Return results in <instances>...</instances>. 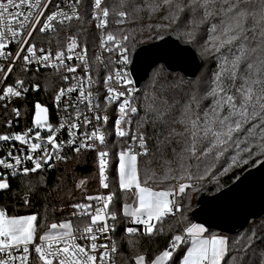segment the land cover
<instances>
[{"label": "snow or ice", "instance_id": "snow-or-ice-1", "mask_svg": "<svg viewBox=\"0 0 264 264\" xmlns=\"http://www.w3.org/2000/svg\"><path fill=\"white\" fill-rule=\"evenodd\" d=\"M103 0H94L93 19H99L98 28H106L107 17L110 12L107 7L101 8ZM122 10L116 15L119 19L117 24H124L130 14L139 15L147 10L149 14L162 13V18L168 21L167 25L157 26L172 27L180 31L181 35L187 38L188 43H197L205 35L207 39L202 46L201 54L212 55L219 61L217 71L212 80V88L206 95H201L202 81L195 79L189 81L186 87L178 84L161 83L158 91L153 93L152 103L146 105L145 116L139 121L141 127L151 123L154 129H159L158 136L160 150L163 151L176 137L187 136L186 146L179 156V169L168 167L161 177L155 172H146L141 177L138 169V156L147 155V137L144 133L131 134L122 125L130 124L132 115L138 113L139 109L133 103L134 93L137 91L134 73L127 67L133 63L129 49L124 41L129 39L128 35L121 37L108 33L101 38V48L105 51H112L113 48L119 52L120 58L117 63L121 64L120 70L115 71L104 78L107 95L105 103H118L119 118L115 120V130L118 137L132 135L133 141L139 142L142 152H134L130 146L123 150L118 156L119 188L126 195L131 194L134 198L133 204H125L123 214L131 217V222L143 225V234L151 236L157 231V226L164 219L175 212L180 211L176 206L177 195H183L186 190L192 188L193 182L205 179V174H210L214 163L219 161L230 150L231 163L223 169L227 173L233 167H239L241 163L247 164L243 153L248 157L253 155L254 150L264 155V0H118ZM52 0H0V59L10 60L5 71L0 67V73L6 79L12 72L15 62L23 59L25 65L33 63L41 67H51L59 70L66 68L67 72L76 73L80 64L84 66V80L81 77L73 76L75 83L67 89L61 88L55 95V101L59 106L62 97L70 93L79 92L72 104H65L64 111L69 107L76 109L75 120L70 122L68 117L54 128L48 122V108L40 103L35 104V115L32 121L33 127L23 133L12 135L0 134V141H17L26 146L21 149V154L14 155L11 151L7 153V159L0 158V167L10 170L11 176L18 174L28 175L35 173L44 165H47L53 157L66 159L59 155L63 146L73 145L75 139L57 142L59 129L67 128L69 136L75 137L76 131L81 126L78 122L83 115L79 106L87 102V109L93 112L99 104L93 103L92 92L87 88L93 84L91 76L88 75L87 47L81 49L80 53L75 50L79 47L76 37H69L67 53L57 51L53 57L51 51L45 52L43 48L37 49L36 45L29 44L41 17L45 15V9L49 7ZM81 0H73L68 4L70 12L64 11L57 5V11L51 12L44 19L39 32L55 31L53 22L63 24L65 21L80 19L77 6ZM27 9V15L19 11L22 7ZM101 16L103 19H101ZM22 17V18H21ZM27 30V35L24 30ZM159 39H164L159 36ZM18 43L19 48L13 56L5 49L10 43ZM112 47L109 48L108 45ZM22 56V53L25 52ZM42 53L37 55V52ZM80 61V64L68 67L66 60L73 59ZM98 61L101 58H96ZM27 71L28 69L25 68ZM63 79L68 81L69 77ZM125 88L118 91L109 86L110 82ZM24 81L17 80L15 85L7 86L0 95V100L9 97H21L28 89L23 87ZM39 85H33L35 91ZM181 88V99L169 102L168 94L175 89ZM125 97L123 100L120 98ZM211 97V104L204 106V101ZM196 106L203 113L193 111ZM179 109V118L173 114ZM18 117L20 112L13 109ZM97 121L103 119L108 121L107 115L101 117L95 115ZM9 125L11 121L8 122ZM83 124H91L88 116L83 115ZM183 126L184 131L179 132L172 125ZM47 130L48 135L42 137L41 131ZM167 132V135H165ZM37 141V142H34ZM43 141V142H40ZM84 143L74 150L79 152L82 148H94V144L87 141H99L103 144L105 136L100 127L95 128L91 134H85ZM206 143L204 148L198 145ZM47 145H50L49 148ZM26 153V154H25ZM214 154L212 165H206L205 160ZM99 171L101 187L108 188L106 183L105 170L108 164V152H99ZM195 160L192 165L189 161ZM30 161L32 167H24V162ZM167 163V162H166ZM204 166V173L199 174L201 166ZM51 166V165H49ZM195 167V172L191 169ZM177 171L179 175H177ZM167 180L176 181V185L157 190L155 185L164 183ZM187 181V182H181ZM83 184V181H81ZM78 187L80 185H77ZM178 186V190H177ZM11 190L10 182L0 173V192ZM114 193L107 196H89L88 201H97L96 205L75 204L73 216L81 218L90 217V223L82 230L74 227L73 222L63 221L59 224L52 223L49 230L39 236L40 243H36L37 215H8L5 208L0 207V264H29L30 245L35 246L42 264H115L114 254L117 246L111 244H98L101 236L110 239L106 234L116 231L115 225L109 221L116 220V213L110 212L109 208L114 200ZM29 201L25 199L27 205ZM126 233L133 235L138 229L128 227ZM206 228L197 223L184 227L183 234H174L168 243L167 248L156 255L150 264H224L228 255V241L225 237H205L203 234ZM90 241V244H80L79 240ZM186 247V251L183 249ZM99 252V256H97ZM264 257V252H262ZM135 264H147L145 255H138ZM242 264V262H241ZM264 264V258L261 260Z\"/></svg>", "mask_w": 264, "mask_h": 264}, {"label": "trees", "instance_id": "trees-1", "mask_svg": "<svg viewBox=\"0 0 264 264\" xmlns=\"http://www.w3.org/2000/svg\"><path fill=\"white\" fill-rule=\"evenodd\" d=\"M90 3L91 0H82L83 10L81 12L83 15L80 21L83 23L77 22L69 27H62L60 31L62 36L49 37L43 35L40 39L46 42L48 46H58L63 45L66 33L76 32L79 35V42L87 49L93 50L96 45V31L93 30L90 21ZM102 6L107 7L110 12L108 29L118 37L129 36L125 43L131 57L138 45L156 41L159 36H165L169 32H173L183 41H187V38L181 35L175 26L161 27L159 32L157 31V26L168 24V21L162 18V13L150 15L147 10H144L139 15L130 14L124 24H117L116 21L119 17L116 13L122 10L118 0H103ZM87 35L90 37L94 35V38H88ZM206 39L207 36L205 35L197 43H192L194 50L202 59L200 70L193 79L184 78L178 71H165L162 65L158 64L150 70L138 91L136 106L139 111L134 115L133 125L139 133L142 132L147 137L148 148L147 155L138 156V169L141 177L146 172H155L159 178L169 166L173 169H179V156L177 154L183 152L187 136L176 137L170 145L161 151L159 139H163V137L158 136L159 129H154L151 123L141 127L139 121L145 116V107L152 103L153 93L158 91L161 83L178 84L184 88L189 81L200 79L202 81L201 95H206L207 91L212 88L214 74L219 71V61L215 56L201 54ZM100 69L98 64V73ZM27 82L30 86L24 97L11 99L5 103V106H0L2 108L1 113H3V118H0V132H7L8 129L20 131L21 122L29 123L36 102L45 104L52 109V96L63 83L61 71L57 69L30 71ZM32 83L39 85V88L33 91ZM181 96V88H177L168 94L169 102H174L173 97H175L176 100L183 103ZM211 99L209 97L203 102L205 107L211 104ZM13 109L19 110L20 115L18 117L14 114ZM193 111L199 112L203 116V113L195 105ZM173 115L179 118V109ZM7 119L11 121L10 127L5 125ZM172 127H175L179 132L184 131L183 126L173 124ZM206 143H201L198 147L202 149ZM105 147L109 149L108 164L105 170L108 188L101 187L98 162L93 151L85 150L77 153L68 151L65 154V160L58 161L51 167L41 168L35 173H29L26 176L22 174L4 175L10 182L11 190L0 192V207L5 208L8 215H37V239L48 230L52 223L71 220L74 227L77 228L88 225L90 217L81 218L72 215L76 211L73 205L90 202L86 197L100 192L105 196L114 193V200L109 211L117 214V219L114 222L116 231L111 234L118 249L115 258L116 264H135L134 258L138 255H145L147 264H150L151 260L166 248L174 234H183L184 227L194 223L191 212L197 206L196 197L198 193L205 190L206 195L215 194L235 181L246 170L256 166L264 158V155L259 154L258 150H254L251 157L243 153L242 155L248 160V163H241L239 167H233L224 173L223 169L228 167V164L231 163L230 157L234 155V152L230 150L214 163L210 174L204 173V166L202 165L199 174H205V179L194 181V186L187 189L185 194L177 195L175 197L176 205L179 206L180 211L175 215L166 217L157 226V231L148 236L143 234L141 225L132 223L129 217L123 214V206L131 203L133 199L131 194L126 195L122 192L118 184L117 161L119 153L127 149V139L114 137L110 133ZM213 162L214 154L205 160L206 165H212ZM189 163L195 165L197 161L192 160ZM191 170L195 172V167ZM176 174L179 175V172L177 171ZM170 185H176V181L167 180L154 187L159 190ZM25 199L29 201L27 205ZM128 227H138L139 230L137 233L129 235L125 231ZM207 232L220 231L207 230ZM220 233L225 234L228 241V255L225 257L224 264H241V262L242 264H261V260L264 258L262 257V252H264V213L251 218L244 227L237 231ZM183 251H186V247Z\"/></svg>", "mask_w": 264, "mask_h": 264}, {"label": "built area", "instance_id": "built-area-1", "mask_svg": "<svg viewBox=\"0 0 264 264\" xmlns=\"http://www.w3.org/2000/svg\"><path fill=\"white\" fill-rule=\"evenodd\" d=\"M72 2H73V0H52V3L49 5V7L44 10L45 15H44V17H41V22L37 26V29L34 32L33 37L29 39V44L34 43L36 45L37 49L43 48L45 50V52L51 51V54L53 57L55 56V53L57 51H61V50L65 51V54L68 55L69 53H67V45L69 43V37H76L77 42L79 44V47L75 50V52L80 53L81 49H83L85 46H83L79 42V35L76 32L66 33L65 38L63 40V45H58V46H48L46 42H43L40 39V37H42L43 35H47L49 37H52V36L56 37V36H60V35L62 36V34H61L62 32H60L62 27H64V26L69 27L70 25H73L74 23L81 22L80 19H73L71 21H65L63 24H60V23H57L56 21H54L53 24H54L55 31L44 32V33L39 32V27H41L43 25V22H44V19L46 18V16L51 14V12H53V11H57V5H59L64 11L70 12V8L68 7V4H70ZM93 4H94V0H91L90 6H89V9L91 10L90 21H91V25L93 26V30L96 31L95 32L96 45L93 47V50H89V48L87 49V61H88V65H89L88 75L91 76V78L93 80V84L90 87H88L87 90L92 92L93 103L99 104V107L94 109L93 112H89L87 109V102H85L84 104H81L79 106V111L83 115L88 116V118L91 120V124L85 126L83 124V115H82L80 120L78 121L81 126L79 127V129L74 130V131H76L75 137L69 136L67 128L59 129V131L57 132V142L58 143L60 141L66 142L69 139H75V141H76L75 144L67 145L65 143L63 146L62 152L59 153V155L66 157L65 154L68 151H73V152L77 153V151H75L74 149L80 147V144L85 142L84 141L85 134H91V132L95 128L100 127L102 130V133L105 136V142L103 144H101V143H99V141H87V143H89V144H94L95 147L94 148H82L80 150V151L89 150V151H93L95 153V156H96L97 162H98V170H99V159L100 158H99L98 153L104 152V151L109 153V149L107 147H105L107 139L109 137V134L111 133L114 137L121 138V137H118L116 135V130H115V120L117 118H119V115H120L118 112V103H115V102L111 103V104L105 103L104 97L107 95V91H106V86L104 85L103 81H104V78L106 76H108L110 74L114 75L115 71L120 70L124 66L117 63V61L120 58V55L116 49L113 48L112 51H105L103 48H101V38L106 36L108 33H113V32L110 29H108L109 28V16L107 17L108 24H107L106 28H98L97 27V24L99 23V19H96V20L93 19L94 11H96L93 7ZM100 7L104 8L102 6V4ZM77 10H78L80 18H81L83 15L81 12V10H83L82 0H81V3L77 6ZM19 11L23 12L24 15H27L26 6L22 7ZM101 19H103L102 16H101ZM27 30L28 29L24 30L25 35H27ZM87 37L89 38L90 35H87ZM90 38H94V35H92V37H90ZM123 43L127 47L125 41ZM108 47L111 48L112 45L109 44ZM18 48H19V44L14 42V43H10L8 45V47L5 49V51L10 52L14 56L16 51L18 50ZM25 54H27L26 48H25V52L22 53V56ZM41 54L42 53H40L39 51L37 52L38 56ZM98 56L101 58L100 61H98L96 59ZM10 62H11L10 60L0 59V67H3L4 70L6 71L7 65ZM65 63L68 67H72V66L80 64V61L74 58L71 61L66 60ZM98 64L101 67L99 73H98ZM127 67L130 69V65H128ZM25 68H27L28 70L26 71ZM46 69H54V68L41 67L37 63H33L31 65H25L22 58L17 60L13 66L12 72L8 75V77L6 79L3 78V73H0V95L3 94V90L5 87L15 85V82L17 80H23L24 81L23 87L29 89L30 84L27 82V76L29 75V72L30 71L46 70ZM59 70L61 71L63 83L60 84V86L56 89V91L54 92V94L52 96V98H53L52 99V106H51L52 109L49 106L40 103L41 105L48 108V110H49L48 111V118H49L48 122L50 124H52L54 128H59V125L61 124V122L64 120L65 117H68L70 122L75 120L76 109L73 107H69L68 111L65 112L64 107H65L66 103H68V104L74 103L76 100V97L79 95V92L76 91V92L68 94L65 97H62L61 102L58 106L56 101H55L56 93L61 88L67 89L68 87L72 86L75 83V81L72 79V77L74 75L77 77H81L84 80L88 79V76H85V69H84V66L82 64H80V67L77 68L76 73L67 72L66 68H60ZM21 71H22V73H21ZM64 76L69 77L68 81H65L63 79ZM33 85H36V84L32 83V87H33ZM109 86L116 88L118 91H124L125 90L124 87H122L119 84H116L115 81L110 82ZM135 87H136V85H135ZM136 89H137V91L134 93V96H133V103L135 106H136V97L138 95V91L140 88L136 87ZM25 94H26V92H24L21 97H24ZM15 98H17V97H9L5 100H0V106H2V107L5 106L6 102L10 101L11 99H15ZM124 98L125 97H122L120 99L123 100ZM36 103H39V102H36ZM1 109L2 108L0 107V118H3V113H1ZM97 114L100 115L101 117L107 115V117H108L107 123H105L103 121V119L97 121L95 119V115H97ZM34 115H35V105L33 106V114L30 118L29 123L24 124L23 122H21L22 128L20 131L8 129L7 132L3 131V132H0V134L12 135L13 133L25 132L27 129L33 127L32 121H33ZM130 119H131V123L122 125V127L125 128V130L129 131L131 134H138L139 132L136 130V128L133 125L134 115H132L130 117ZM6 121L7 122L5 123V125L7 127H10L11 124L9 125V123H8L10 121V119H7ZM16 122H18V121H16ZM40 131H41L42 137H46L48 135L47 130H40ZM125 139H127V149L131 146L134 152L140 153L143 151V149L139 148V142L132 140V135L125 136ZM34 142H37V141H34ZM40 142H43V141H40ZM47 146L49 148L51 147L50 145H47ZM25 147L26 146L21 145L17 141H0V158L7 159V153L9 151H11L14 155H19V154H21L20 150L25 148ZM61 160L63 161L65 159H56L55 157H53V159H51L47 165H44L42 167V169H44L45 167H48L49 165L53 166L56 162L61 161ZM107 160H108V157H107ZM23 166L31 168L33 165L30 161H25ZM0 171L4 175H10V170H8V169H4V168L0 167ZM98 196H105V195L100 192L98 194ZM88 203H92L93 205H96L98 202L97 201L81 202L80 204H88ZM175 214H177V212H175ZM170 216H172V215H170ZM116 219H117V214H116ZM115 221L110 220L109 224L114 225ZM86 226H82V227H78V228L82 230ZM141 227H143V225H141ZM133 228H136L139 230L138 227H133ZM111 234H112V232L106 234L107 236L110 237V239H105L104 236H101L100 239L97 240V243L98 244H104V243L111 244V243H113L114 241L112 239ZM36 243L37 244L40 243L39 238L36 239ZM78 243L84 245V244H90V241L82 239V240H79ZM167 246H168V244H167ZM167 246H166V248H167ZM29 247H30L29 264H42V262L39 260L38 254L35 252V246L30 245ZM96 254H97V256H99V252H97ZM115 258H116V253L114 254V257H113L114 262H115ZM115 264H116V262H115Z\"/></svg>", "mask_w": 264, "mask_h": 264}, {"label": "water", "instance_id": "water-1", "mask_svg": "<svg viewBox=\"0 0 264 264\" xmlns=\"http://www.w3.org/2000/svg\"><path fill=\"white\" fill-rule=\"evenodd\" d=\"M163 37L135 47L130 70L136 87L142 86L158 64L165 71L180 72L186 79H193L200 70L202 59L192 43L173 32ZM196 198L197 206L191 212L194 223L208 231L225 233L241 229L251 218L264 213V158L215 194L206 195L203 190Z\"/></svg>", "mask_w": 264, "mask_h": 264}, {"label": "rangeland", "instance_id": "rangeland-1", "mask_svg": "<svg viewBox=\"0 0 264 264\" xmlns=\"http://www.w3.org/2000/svg\"><path fill=\"white\" fill-rule=\"evenodd\" d=\"M82 23H83V21H81ZM90 38V37H89ZM43 106V105H42ZM34 119V118H33ZM37 130H39L40 131V129H37ZM46 130V129H45ZM118 162V161H117ZM117 166H118V164H117ZM0 173H1V171H0ZM117 174H118V167H117ZM4 178H5V176H4ZM118 184H119V176H118ZM177 190H178V186H177ZM98 194L99 193H97V194H94V195H92L93 197H95V196H98ZM133 200H134V198H133ZM133 200H132V202L131 203H128V204H133ZM179 207V206H178ZM123 208H124V206H123ZM122 208V209H123ZM29 215H32V214H29ZM20 216H23V215H20ZM130 221H131V217H130ZM57 224H59V223H57ZM48 230H49V228H48ZM48 230H46L45 232H47ZM44 232V233H45ZM43 233V234H44ZM215 233H217V235L215 234V236H218V237H225V238H227L226 237V235L225 234H223V233H220V232H215ZM42 235V234H41Z\"/></svg>", "mask_w": 264, "mask_h": 264}, {"label": "crops", "instance_id": "crops-1", "mask_svg": "<svg viewBox=\"0 0 264 264\" xmlns=\"http://www.w3.org/2000/svg\"><path fill=\"white\" fill-rule=\"evenodd\" d=\"M160 190V189H159ZM133 200V199H132ZM132 202V201H131ZM129 219H130V217H129ZM217 235V233H215V232H207V230H206V232L203 234L205 237H211V236H213V235Z\"/></svg>", "mask_w": 264, "mask_h": 264}]
</instances>
